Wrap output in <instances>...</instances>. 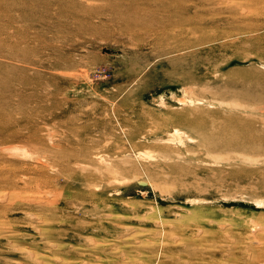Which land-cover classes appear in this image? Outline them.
<instances>
[{
	"label": "rangeland",
	"instance_id": "obj_1",
	"mask_svg": "<svg viewBox=\"0 0 264 264\" xmlns=\"http://www.w3.org/2000/svg\"><path fill=\"white\" fill-rule=\"evenodd\" d=\"M0 264H264V0H0Z\"/></svg>",
	"mask_w": 264,
	"mask_h": 264
},
{
	"label": "bare ground",
	"instance_id": "obj_2",
	"mask_svg": "<svg viewBox=\"0 0 264 264\" xmlns=\"http://www.w3.org/2000/svg\"><path fill=\"white\" fill-rule=\"evenodd\" d=\"M10 36V35H9ZM8 127V126H7ZM178 130V129H177ZM10 137V136H9ZM5 147V146H4ZM15 147V146H14ZM13 147V148H14ZM7 148V147H6ZM15 148H18V147H15ZM27 152V151H26ZM25 153V152H24ZM26 154V153H25ZM26 156H27V154H26ZM28 156H30V155H28ZM39 184V183H38ZM44 185V184H43ZM50 185V184H49ZM58 190V189H57ZM53 193V192H52ZM57 194V193H56ZM59 194V193H58ZM59 195H61V194H59ZM37 196V195H36ZM43 196V195H42ZM51 197V196H50ZM54 198V197H53ZM45 199V198H44ZM48 199V198H47ZM42 200V199H41ZM53 200V199H52ZM46 201V200H45ZM95 228V227H94Z\"/></svg>",
	"mask_w": 264,
	"mask_h": 264
}]
</instances>
